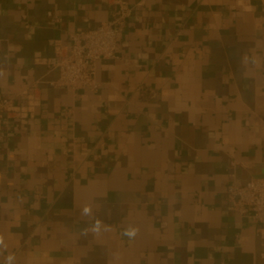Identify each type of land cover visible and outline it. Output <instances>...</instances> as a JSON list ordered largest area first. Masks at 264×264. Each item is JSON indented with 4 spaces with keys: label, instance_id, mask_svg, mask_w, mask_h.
<instances>
[{
    "label": "crops",
    "instance_id": "0c3cea01",
    "mask_svg": "<svg viewBox=\"0 0 264 264\" xmlns=\"http://www.w3.org/2000/svg\"><path fill=\"white\" fill-rule=\"evenodd\" d=\"M119 3L98 88L50 85ZM1 97L0 264H264L226 193L264 178V0H0Z\"/></svg>",
    "mask_w": 264,
    "mask_h": 264
},
{
    "label": "built area",
    "instance_id": "2783aa9c",
    "mask_svg": "<svg viewBox=\"0 0 264 264\" xmlns=\"http://www.w3.org/2000/svg\"><path fill=\"white\" fill-rule=\"evenodd\" d=\"M131 8L119 3L111 17L91 29L70 33L68 45H57L45 58L48 70L57 71L50 85L71 90L85 87L95 91L99 83L95 78L96 62L117 58V35L123 31ZM21 106L11 97L0 98V117L19 116ZM230 208L241 216L264 219V178H251L243 185L231 183L226 189Z\"/></svg>",
    "mask_w": 264,
    "mask_h": 264
},
{
    "label": "clouds",
    "instance_id": "9594fccd",
    "mask_svg": "<svg viewBox=\"0 0 264 264\" xmlns=\"http://www.w3.org/2000/svg\"><path fill=\"white\" fill-rule=\"evenodd\" d=\"M89 211H90L89 208H85V209H84V212H85V213H88ZM125 235H128V236H134V235H135V230H132V231H128V230H126V231H125Z\"/></svg>",
    "mask_w": 264,
    "mask_h": 264
}]
</instances>
